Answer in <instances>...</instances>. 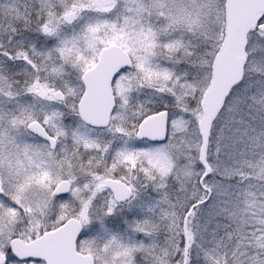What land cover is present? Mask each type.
<instances>
[{"label": "snow or ice", "instance_id": "snow-or-ice-1", "mask_svg": "<svg viewBox=\"0 0 264 264\" xmlns=\"http://www.w3.org/2000/svg\"><path fill=\"white\" fill-rule=\"evenodd\" d=\"M0 264H264V0H0Z\"/></svg>", "mask_w": 264, "mask_h": 264}]
</instances>
